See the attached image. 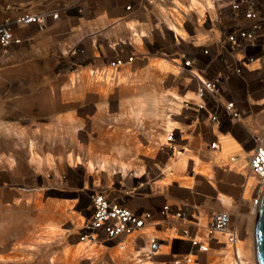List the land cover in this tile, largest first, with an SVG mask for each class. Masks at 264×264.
I'll return each instance as SVG.
<instances>
[{
    "label": "rangeland",
    "instance_id": "obj_1",
    "mask_svg": "<svg viewBox=\"0 0 264 264\" xmlns=\"http://www.w3.org/2000/svg\"><path fill=\"white\" fill-rule=\"evenodd\" d=\"M12 51L0 48V264H143L141 259L146 258L139 252L146 245L144 238L131 236L122 248L78 237L89 190L129 196L132 187L137 189L125 201L133 208L155 209L164 202L184 200L196 207L202 222L208 212L226 210L245 261L254 264L250 198L255 178L249 187L254 176L243 173L245 162H229L231 155H240L249 145L237 151L239 146L227 136L221 140L225 153L222 148L206 149L208 127L187 126L182 99L173 98L185 93L192 97L194 82L187 74L174 66L160 71L151 61L130 77L128 71L122 75L130 65L126 64L117 79L96 81L87 73L92 66H86L67 80L61 75L54 88L48 60L28 65L27 50L14 55ZM146 118L160 124L143 129L141 120ZM245 120L247 134L258 132L264 126V112L255 110ZM169 130L171 141L165 139ZM182 153L196 160L187 158V165L179 167ZM195 168L208 169L210 176L195 173ZM167 172L173 175L166 176ZM131 173L137 176L130 178ZM220 193L232 200V207L220 203ZM143 232L164 239L157 255L146 259L150 264H169L167 254L183 249L170 243L176 235L168 224L157 230L148 224ZM224 248L211 247L194 261L229 264Z\"/></svg>",
    "mask_w": 264,
    "mask_h": 264
},
{
    "label": "built area",
    "instance_id": "obj_2",
    "mask_svg": "<svg viewBox=\"0 0 264 264\" xmlns=\"http://www.w3.org/2000/svg\"><path fill=\"white\" fill-rule=\"evenodd\" d=\"M207 1L198 0L200 13L194 8L172 11L166 21L154 26L159 35L156 41L143 43L144 36L132 28L131 35L145 48L140 55L166 59L194 82L192 97L180 101L187 126L210 124L216 130L243 127L251 112H264V0ZM150 2L141 0L140 6ZM131 8L129 4L125 6L126 10ZM56 16L57 9L45 8L0 18V48L20 43L14 33L16 28L32 22L40 26L46 18ZM180 29L184 35L179 33ZM136 56L131 50H118L104 65L92 66L87 73L96 81L117 79L119 68L130 64ZM173 137V130H169L165 139L171 141ZM247 143L246 167L255 177L250 203L255 207L264 189V126L250 133ZM218 145L215 134L206 142L209 150L217 149ZM135 189L128 191L129 196L111 190H89L79 240L123 245L131 236L133 240L144 238L146 249L142 253L149 259L157 255L164 239L146 235L143 228L150 224L157 230L168 224L176 234L170 243L183 248L167 254L169 264H197L194 261L197 256L219 246L229 250L232 264L247 263L245 259L242 263L243 258L238 255L240 239L235 227L230 226L231 216L226 210H212L202 222L196 207L184 200L164 202L155 209L133 208L126 204L125 197L134 194Z\"/></svg>",
    "mask_w": 264,
    "mask_h": 264
},
{
    "label": "crops",
    "instance_id": "obj_3",
    "mask_svg": "<svg viewBox=\"0 0 264 264\" xmlns=\"http://www.w3.org/2000/svg\"><path fill=\"white\" fill-rule=\"evenodd\" d=\"M140 1L1 0L0 18L12 17L25 10L41 11L45 8L57 9L56 18L48 17L40 26L32 22L16 28L14 33L21 41L18 44L10 46V49L13 50V55L23 53L25 50L29 52L28 65L41 63V58H44L45 61L48 60L52 66L49 80L50 82H54L53 86L57 88L58 85L54 84L59 78L63 76L65 77L64 79L69 78L73 71L81 73L82 69L86 66L105 64L107 60L112 58L121 49L125 52H130L131 50L137 54L130 65L122 70V75L123 72L125 74L128 71L127 75L130 77L131 73L134 75L137 70L148 68L151 61L152 65L163 72L173 67L170 62L158 56L147 55L143 57V55H140L145 52V48L137 37L131 35L130 29L132 28L144 36L142 39L143 43L151 40L156 41L159 39V35L154 26H159V22L162 20L166 21L169 14H172L174 10L178 11V8L186 10L187 7H190L199 13L198 0H195L193 3H191V0H151L149 4H145L144 6H140ZM128 4L132 7L130 10L125 9V6ZM151 28H153L152 32H150ZM79 76L83 77L81 74ZM138 107L141 108L142 106L139 105ZM151 119L153 118L151 117ZM141 121L142 124H140L144 125L141 126L143 129H152L156 126L155 123H158L155 122L158 120L151 121L148 118ZM247 125V121L244 119L243 127L235 126L233 128L216 130L210 124H205L196 128L201 130V128L208 127L206 132L207 138L204 139L205 147L206 142L214 134L217 136L219 148L212 150V152H216L222 148V138L227 136L230 138L231 144L234 146L238 145L240 150L241 146L248 145L249 133L247 134L243 130ZM237 132L240 133L242 138ZM158 134L160 133L158 132ZM205 182L210 188L214 185V183L211 185L208 179ZM177 186L179 185L177 184Z\"/></svg>",
    "mask_w": 264,
    "mask_h": 264
},
{
    "label": "bare ground",
    "instance_id": "obj_4",
    "mask_svg": "<svg viewBox=\"0 0 264 264\" xmlns=\"http://www.w3.org/2000/svg\"><path fill=\"white\" fill-rule=\"evenodd\" d=\"M193 2H195V0H191V3H193ZM188 8H190V7H187V9ZM198 12L200 13V12H202V10H201V8L200 7H198ZM179 33L181 34V35H183L180 31H179ZM166 60V59H165ZM186 94V93H185ZM183 95V96H179V95H177V94H173V98H175V99H177V100H181V99H183V98H188V95L186 96V95ZM189 95H191V94H189ZM260 101H258V103H259ZM172 126V125H171ZM240 128V127H239ZM242 129V128H241ZM245 134V133H244ZM248 138H249V136H248ZM218 141H219V139H218ZM219 148V147H218ZM217 148V149H218ZM229 148V147H228ZM184 150V149H183ZM240 150V148L239 149H237V151H239ZM244 152L243 153H240V155H237V154H234V155H231L230 157L231 158H229V162H239V160L240 161H244L245 162V164H244V170H243V173L245 174V173H248V175L251 173L249 170H248V168L247 167H245L246 166V160H247V156H248V149L247 150H245V149H242ZM174 151V150H173ZM225 151H227V149L226 148H222V154L223 153H225ZM179 152H181V151H179ZM177 154H178V152H177ZM182 154H184L179 160H178V162H177V166H179V167H181V166H185V165H187V158H189V159H195L196 160V157H192V156H190V157H187L186 156V154L185 153H182ZM238 156H239V158H238ZM177 158H179V156L177 157ZM197 162V161H196ZM232 164V163H231ZM94 165V164H93ZM101 167V169H102V166L103 165H100ZM88 167L89 168H91L92 167V162H88ZM104 167V166H103ZM124 168V167H123ZM246 168H247V170H246ZM194 170V172L195 173H199V174H202V175H206V176H210V173H209V171H208V169H202V168H195V169H193ZM242 174V173H241ZM252 174V173H251ZM173 174L172 173H170V172H167V174H166V176H172ZM243 175V174H242ZM253 175V174H252ZM252 175H249V177L251 178V176ZM134 176H137L136 174H134V173H131L130 174V178H134ZM244 176V175H243ZM254 176V175H253ZM129 178V179H130ZM175 178H177V177H175ZM250 178H248V180L247 181H249L250 180ZM254 178L255 177H253V182L251 183V184H247V185H249V187H251L253 184H254ZM164 180V182L166 181V180H168V178L166 177V178H164L163 179ZM181 182V184L183 185V186H189L190 185V183H188V182H183V181H180ZM246 188H247V186H246ZM250 189V188H249ZM217 198H218V200L220 201V203L223 205V206H226V207H228V208H230V207H232V200H230L229 199V197H227L226 195H224V194H218V196H217ZM252 203V202H251ZM252 206V205H251ZM252 208H253V211H254V213H255V207H253L252 206ZM145 230V229H144ZM147 233V232H146ZM176 235V234H175ZM131 238V237H130ZM129 241V240H128ZM124 244H125V242L123 243V245H121V247L123 248L124 247ZM119 245V244H118ZM164 246V245H163ZM145 248H146V245H144V247L142 246V249H141V251L139 252V254L142 252V251H144L145 250ZM224 249H226V251H227V254L228 255H226V257L225 258H228L227 260L229 261V264H232V261H231V257H230V252H229V250L225 247ZM160 251V250H159ZM237 252H238V255L241 257V258H243V260H242V263L244 262V257H243V253L241 252V250H240V247H239V245L237 244ZM141 255V254H140ZM142 258H145L144 256H142ZM147 259V258H146ZM146 259H141L142 260V262H143V264H150L151 262H149V261H147ZM227 262V261H226ZM225 262V263H226ZM191 263V262H190ZM248 263V262H247ZM246 263V264H247ZM252 263H254V264H256L255 262H254V256H253V262Z\"/></svg>",
    "mask_w": 264,
    "mask_h": 264
},
{
    "label": "water",
    "instance_id": "obj_5",
    "mask_svg": "<svg viewBox=\"0 0 264 264\" xmlns=\"http://www.w3.org/2000/svg\"><path fill=\"white\" fill-rule=\"evenodd\" d=\"M253 256L256 264H264V189L259 194L252 228Z\"/></svg>",
    "mask_w": 264,
    "mask_h": 264
}]
</instances>
